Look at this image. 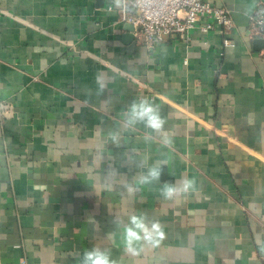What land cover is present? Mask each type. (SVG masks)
Here are the masks:
<instances>
[{
  "label": "crops",
  "instance_id": "obj_1",
  "mask_svg": "<svg viewBox=\"0 0 264 264\" xmlns=\"http://www.w3.org/2000/svg\"><path fill=\"white\" fill-rule=\"evenodd\" d=\"M207 1L230 32L148 47L125 37L121 0H0V264H79L93 246L118 264H264V0ZM142 98L163 135L125 126ZM157 161L160 182L141 184ZM185 177L195 194L160 196Z\"/></svg>",
  "mask_w": 264,
  "mask_h": 264
},
{
  "label": "built area",
  "instance_id": "obj_2",
  "mask_svg": "<svg viewBox=\"0 0 264 264\" xmlns=\"http://www.w3.org/2000/svg\"><path fill=\"white\" fill-rule=\"evenodd\" d=\"M126 7L124 21L133 27L132 34L145 45L152 47L164 37L176 35L187 42L190 30L198 27L201 32H230L233 22L228 9L211 4L207 0H121ZM250 31L264 39V15L250 19ZM229 45V40H223Z\"/></svg>",
  "mask_w": 264,
  "mask_h": 264
},
{
  "label": "clouds",
  "instance_id": "obj_3",
  "mask_svg": "<svg viewBox=\"0 0 264 264\" xmlns=\"http://www.w3.org/2000/svg\"><path fill=\"white\" fill-rule=\"evenodd\" d=\"M104 89L100 88L98 94H103ZM125 126H135L137 124H143L145 129L151 130L152 133L160 136L165 132V124L167 123L165 117L161 114V107L158 104L150 101L148 98H142L133 100L130 106L124 111ZM111 135V140L116 147H120L121 143L119 138ZM149 139L151 137H148ZM165 144H171L170 138L165 137ZM166 161H157L152 166L147 168V171L140 178L141 184H152L154 182H160L163 173L164 165ZM129 191H135L131 186H127ZM198 191L197 180L193 178H182L176 183L163 182L159 189L160 196L165 200H173L180 196L193 195ZM132 224L139 227H143L140 218L132 217ZM108 238L112 239L114 233H108ZM164 235L162 226L159 222H155L152 225L151 232H147L143 237L149 243H158L159 241L154 237L162 238ZM140 239L136 232L132 228L127 227L125 229V251L135 252L136 250L132 247V238ZM79 264H118L115 259H112L110 248H100L93 246L90 249H86L78 257Z\"/></svg>",
  "mask_w": 264,
  "mask_h": 264
},
{
  "label": "water",
  "instance_id": "obj_4",
  "mask_svg": "<svg viewBox=\"0 0 264 264\" xmlns=\"http://www.w3.org/2000/svg\"><path fill=\"white\" fill-rule=\"evenodd\" d=\"M132 29H133L132 25L130 23H126V25H125L126 36L125 37L129 38L132 36V34H131ZM253 43H254L255 47L260 48L262 45H264V39L256 38L253 40Z\"/></svg>",
  "mask_w": 264,
  "mask_h": 264
}]
</instances>
